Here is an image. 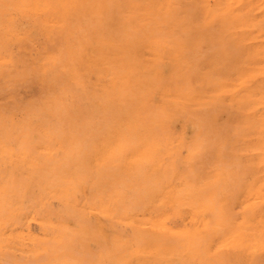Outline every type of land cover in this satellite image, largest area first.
Masks as SVG:
<instances>
[{"label": "rangeland", "instance_id": "rangeland-1", "mask_svg": "<svg viewBox=\"0 0 264 264\" xmlns=\"http://www.w3.org/2000/svg\"><path fill=\"white\" fill-rule=\"evenodd\" d=\"M9 1L0 0V264H101L106 239L130 229L90 213L91 187L76 192L70 175L57 170V123L40 105L60 93H92L90 67L113 27L102 15L82 16L47 33L39 26L43 14ZM212 2L174 0L175 17L162 32L173 41L194 39L192 72L231 87L218 102L216 139L193 142L197 128L187 122L176 148L184 159L186 147L201 146L191 164L205 165L207 216L225 236L220 257H229L222 264H264V165L257 157L264 146V0ZM188 213L170 225L188 229Z\"/></svg>", "mask_w": 264, "mask_h": 264}, {"label": "bare ground", "instance_id": "bare-ground-1", "mask_svg": "<svg viewBox=\"0 0 264 264\" xmlns=\"http://www.w3.org/2000/svg\"><path fill=\"white\" fill-rule=\"evenodd\" d=\"M173 3L8 2L21 11L29 8L43 14L38 24L47 33L68 29L73 19L82 16L102 15L113 27L109 42L98 48L90 67L92 93H60L40 105L57 123V170L70 175L68 181L77 187L76 192L91 187L92 193L85 196L90 213L102 212L130 229L129 235L106 239L100 250L101 264H222L229 258L220 257L225 236L217 221L207 216L200 180L205 165L191 164L201 146L186 147L184 159L176 146L184 145L187 122L197 128L191 135L193 142L216 139L218 102L230 86L216 76L192 72L198 48L195 43L191 46L194 39L173 41L162 34L175 17ZM185 32L189 36L190 30ZM203 126L211 131L205 132ZM257 157L264 165V146ZM212 172L217 178L216 167ZM215 196L210 193V201ZM185 213L189 228H173L171 217Z\"/></svg>", "mask_w": 264, "mask_h": 264}]
</instances>
